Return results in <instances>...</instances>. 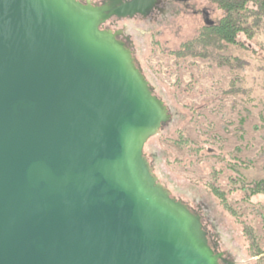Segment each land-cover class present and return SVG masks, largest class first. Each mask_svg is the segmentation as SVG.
<instances>
[{"label": "water", "instance_id": "95a60500", "mask_svg": "<svg viewBox=\"0 0 264 264\" xmlns=\"http://www.w3.org/2000/svg\"><path fill=\"white\" fill-rule=\"evenodd\" d=\"M71 1L0 0V264H219L144 157L164 102L99 27L147 0L108 14L74 0L87 15Z\"/></svg>", "mask_w": 264, "mask_h": 264}, {"label": "rangeland", "instance_id": "374dc122", "mask_svg": "<svg viewBox=\"0 0 264 264\" xmlns=\"http://www.w3.org/2000/svg\"><path fill=\"white\" fill-rule=\"evenodd\" d=\"M222 15L211 0H161L151 15L112 16L99 27L167 109L143 149L157 183L197 216V235L222 254L219 264H262L264 193L248 186L264 179V19L242 45L194 42Z\"/></svg>", "mask_w": 264, "mask_h": 264}, {"label": "trees", "instance_id": "16d2710c", "mask_svg": "<svg viewBox=\"0 0 264 264\" xmlns=\"http://www.w3.org/2000/svg\"><path fill=\"white\" fill-rule=\"evenodd\" d=\"M223 11L222 17L216 22L206 24L194 42L207 45H220L222 43L238 44L242 35L253 37L264 19V0H211ZM252 193H264V179L255 181L252 185ZM215 194L224 199L225 195L220 190H214ZM260 258L264 264L262 252Z\"/></svg>", "mask_w": 264, "mask_h": 264}, {"label": "bare ground", "instance_id": "6f19581e", "mask_svg": "<svg viewBox=\"0 0 264 264\" xmlns=\"http://www.w3.org/2000/svg\"><path fill=\"white\" fill-rule=\"evenodd\" d=\"M68 7L72 8L75 12H77L80 15H83V14H86L87 15V14H89L90 10H92V9H95L96 10V8H94L92 5H86V6H84V5L78 3L77 1H74V0L71 1V3L68 5ZM86 31H87V33L89 35H91L93 37L97 33L95 27L93 26V19H89V21L87 23V26H86ZM137 146H138V144H137ZM137 150H138V147L135 148V151H136V153L134 152V157L135 158L137 156ZM139 165H141L142 166V169H143V162H142V160H141V163ZM141 179H142L143 184L145 186H147L150 189L151 192H153L155 194L159 193V196L160 197L163 196V194L159 192L160 189L157 188V187H155V185H152V180H151L150 176L147 173H144L143 172Z\"/></svg>", "mask_w": 264, "mask_h": 264}, {"label": "flooded vegetation", "instance_id": "af4514ba", "mask_svg": "<svg viewBox=\"0 0 264 264\" xmlns=\"http://www.w3.org/2000/svg\"><path fill=\"white\" fill-rule=\"evenodd\" d=\"M110 1H112V0H103L102 4L99 3L98 6L101 7V6H103L105 3H110ZM130 1H132V0H121L120 4H118L117 7H119V6H121V5L125 4V3H128V2H130ZM83 3H85V2H83ZM160 3H161V0H147V4H148V6H150V7H145V8H144L146 14H143V13L137 12V13H135V15H136V14H143V15H146V16L151 15V13H153V11H154L156 8H158V6H159ZM114 16H116V15H114Z\"/></svg>", "mask_w": 264, "mask_h": 264}]
</instances>
